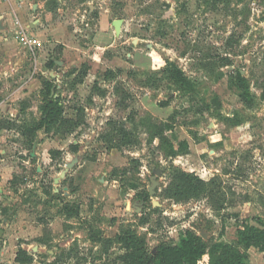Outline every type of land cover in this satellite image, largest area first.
<instances>
[{
	"label": "rangeland",
	"instance_id": "1",
	"mask_svg": "<svg viewBox=\"0 0 264 264\" xmlns=\"http://www.w3.org/2000/svg\"><path fill=\"white\" fill-rule=\"evenodd\" d=\"M263 90L264 0H0V247L26 225L40 264H124L129 233L155 253L191 230L264 264L239 241L245 223L264 228ZM179 170L206 185L178 196Z\"/></svg>",
	"mask_w": 264,
	"mask_h": 264
},
{
	"label": "trees",
	"instance_id": "2",
	"mask_svg": "<svg viewBox=\"0 0 264 264\" xmlns=\"http://www.w3.org/2000/svg\"><path fill=\"white\" fill-rule=\"evenodd\" d=\"M172 75L183 86H186L190 90L192 89L190 79L177 65L173 66ZM234 80L239 89L241 99L246 105L251 106L253 104V97L246 77L241 72H237ZM44 86L46 92L50 94L52 83L45 82ZM162 105L166 106L167 103H162ZM205 109L204 105H200L198 112L203 113ZM61 116L62 108L59 105V100L55 97H50L43 106L42 122L53 126L58 123ZM36 130L37 128L31 129L30 134H34ZM120 134L128 147H133L139 143L138 136L133 134V130L129 128L123 127L120 130ZM171 148L174 153L177 151L186 152L188 150V144L180 145V150H176L173 144H171ZM77 151L78 148L75 146L74 152ZM175 178L176 181H179V184L176 185V190L180 193L178 196L183 195L182 189L185 186L190 192H193L196 189L195 184H198L197 186L206 185L205 181L194 173L181 170L178 171ZM239 241L245 248L255 247L259 251L264 252V228H258L249 223H245L243 229L239 230ZM124 242L129 249L123 256L124 264H198L205 254L210 255L209 264H249L245 254L228 244L222 246L214 245L208 251L207 244L202 237L191 230L185 232L179 243H164L156 249L155 253L149 251L146 248L145 240L140 239L135 233H129L124 238ZM15 261L20 264H30L34 261V255L20 246L16 253ZM49 264H57V262H50Z\"/></svg>",
	"mask_w": 264,
	"mask_h": 264
},
{
	"label": "crops",
	"instance_id": "3",
	"mask_svg": "<svg viewBox=\"0 0 264 264\" xmlns=\"http://www.w3.org/2000/svg\"><path fill=\"white\" fill-rule=\"evenodd\" d=\"M25 207V204L23 205ZM61 215V214H59ZM63 215V214H62ZM69 217V216H68ZM67 217V215L65 214V216H61L60 218L58 217L54 222H51L50 226L55 227L56 225H60L61 226L65 223L67 228L69 227L68 224L73 223ZM7 218L4 220L6 222ZM39 230V228H37ZM21 231H23L20 234H17L15 236V238L13 239V243L9 242V240L6 238L3 240V246L0 247V264H20L18 262L15 261V257H16V253L19 249V247H23L24 249L28 250L31 254H32V250H38V255H37V251L33 254L34 255V261L30 264H40V262L38 261V257L39 255H45L43 254V251L46 250V248H44V245L41 243H37V242H32V240L30 241V236L33 237L32 232H30V230L26 227V225H24V229H22ZM54 233L56 232V228L53 230ZM3 233L2 231H0V234ZM71 235H67V237H69L70 239H75L76 237H78L79 235H72L73 230H70ZM53 236H55L53 234ZM65 235L62 234L61 237H64ZM56 236L54 237V241H56ZM73 239V240H74ZM22 240V243L19 245V242ZM35 244V245H34ZM8 250H12V254H11V258H7L6 255L8 253ZM32 251V252H31ZM50 253V255L54 254V251L49 250L48 251ZM48 253V254H49Z\"/></svg>",
	"mask_w": 264,
	"mask_h": 264
},
{
	"label": "built area",
	"instance_id": "4",
	"mask_svg": "<svg viewBox=\"0 0 264 264\" xmlns=\"http://www.w3.org/2000/svg\"><path fill=\"white\" fill-rule=\"evenodd\" d=\"M22 41L24 42V43H29V44H33V45H40V42H38V40L37 39H32V38H28V37H26V36H23L22 37Z\"/></svg>",
	"mask_w": 264,
	"mask_h": 264
},
{
	"label": "water",
	"instance_id": "5",
	"mask_svg": "<svg viewBox=\"0 0 264 264\" xmlns=\"http://www.w3.org/2000/svg\"><path fill=\"white\" fill-rule=\"evenodd\" d=\"M115 25H116V28L119 30V28H120V21L119 20H116L115 21ZM75 164V161H73V162H71V163H68L67 164V167L68 168H72V166ZM65 175H66V171H63L62 172V174H61V176L62 177H65Z\"/></svg>",
	"mask_w": 264,
	"mask_h": 264
}]
</instances>
